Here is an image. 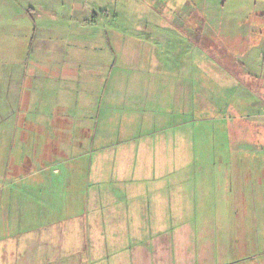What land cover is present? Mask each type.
Segmentation results:
<instances>
[{"label": "crops", "instance_id": "0c3cea01", "mask_svg": "<svg viewBox=\"0 0 264 264\" xmlns=\"http://www.w3.org/2000/svg\"><path fill=\"white\" fill-rule=\"evenodd\" d=\"M75 2L0 0V19L5 13L81 22ZM184 20L187 31L176 32ZM184 20L172 23L175 30L161 26L142 35L148 64L133 69L114 63L110 42L79 54L53 52L41 42L31 53L28 28L11 36L17 59L0 60V264H108L114 243L120 264H141L149 247L180 231L173 219L185 214L177 211L179 168L189 180L191 165L203 167L210 152L218 158L225 151L238 165L240 199L247 192L264 200V19H203L201 28ZM83 71L95 85L79 76ZM86 81L85 89L96 91L84 93ZM103 87L107 136L115 135L116 124L123 131L115 150L101 145L105 135L96 132ZM180 152L188 154L187 163L178 161ZM225 182L218 192L227 198ZM188 207L191 215L198 210L194 198Z\"/></svg>", "mask_w": 264, "mask_h": 264}, {"label": "rangeland", "instance_id": "374dc122", "mask_svg": "<svg viewBox=\"0 0 264 264\" xmlns=\"http://www.w3.org/2000/svg\"><path fill=\"white\" fill-rule=\"evenodd\" d=\"M64 1L65 7L71 4V0ZM237 1L225 0V3L222 4L221 0H206L204 4L202 0H76L77 15H80L81 12L83 17L80 19L81 22H78V19L70 18L54 21L44 18L31 19L25 16L23 19L8 17L9 14L4 13L0 19V60L9 65L12 62L15 63L17 58L12 55L11 46L9 47L8 44L13 43L11 36L14 39L15 34L20 36L23 34L21 32H25V28H28L29 35L25 43L26 49L31 53L33 52L31 48L41 42L42 46L45 44V47H49L48 49L53 52H56L55 48H58L68 53L76 50L77 54L81 49L84 51V48L85 51L89 48L102 49L103 43L110 42L111 44L108 46L112 53L115 49L114 63L116 65H124L126 68L132 69L135 68L133 65L144 67L148 64L144 59L148 51L140 47L142 41L139 42V39L142 35L152 34L155 27L162 26L164 29L173 28L175 30L177 25L172 23L177 19L182 21L190 19V23L197 28H201L203 19H264L258 17L259 14L264 13V0H245L250 2L247 7H238L239 2ZM19 6L22 5L19 4ZM37 8L40 13L39 7ZM53 9L58 10L57 7ZM48 10L46 9V12ZM176 11H179V18L175 16ZM30 16L34 15L30 14ZM71 20L77 21L76 24H71ZM184 21V26H180L179 30H175L176 32L187 31L188 26L186 20ZM229 23H231L229 26L235 25L234 22ZM40 38L43 40L41 41ZM178 40L181 45L186 44V38L178 37ZM123 44H127V47L122 48ZM24 47L25 45L21 49ZM217 58L213 57L214 60ZM19 59L21 61V58ZM82 60L84 66L88 64L90 70L92 60L86 58L85 53H83ZM118 69L119 67L116 70ZM4 74L0 72V80ZM90 74V71H83L79 76L87 77V80L90 81L93 78L95 85L94 76H90ZM103 78L105 82L109 79V75L104 72ZM84 84V93L96 91L94 86L85 89L89 87V82L86 81ZM104 87L99 89V98H101L102 104L100 102V116L99 118L94 117V124H96L97 118V135L99 133L105 135L101 145L106 149L109 146L115 150L114 146L122 144V129L116 124L110 129L114 131L115 135L112 133L110 137L107 136L103 114L105 110ZM116 150H120V148H116ZM226 153L223 151L221 155L219 154V159L215 158L218 153H208V161L204 163L203 167H200L196 162L193 163L191 165L192 176L189 180L188 173H186L188 170L179 168L178 176L180 179L182 178V181L178 187L180 195L178 207L180 206V208L177 211L185 214H180L173 219L177 222L174 226L180 225V231L173 233L171 238L164 239L162 245L157 246V249L149 247L146 260L141 261V264H199L198 260H200V264H264V200L253 201L247 192L243 194L245 200L239 198L240 195L235 189L238 186L235 184V177L238 179V176L235 175L236 172H239L238 165L234 167ZM85 159L88 167L85 175L89 176L92 157L88 153ZM188 160L189 156L186 152L178 153L180 163H187ZM250 169L249 177L252 179L255 174L252 165H250ZM201 173H205L203 178L200 176ZM225 180L231 190L230 194H227V198L218 192L219 185ZM201 181L204 182V185L200 183ZM86 187L87 184H84V188ZM193 198L198 210L191 215L190 211H193L188 206L189 201L191 202ZM84 219L87 220L86 215H83ZM163 244L167 247L165 248ZM114 245L115 247L109 250L108 255H113L110 261L120 264L119 257L122 256V251L117 243ZM104 260L106 263L112 264L109 258ZM86 261L88 262L89 259L84 258V262Z\"/></svg>", "mask_w": 264, "mask_h": 264}]
</instances>
